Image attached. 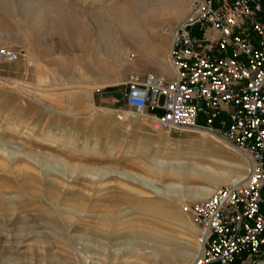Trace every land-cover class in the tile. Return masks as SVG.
I'll list each match as a JSON object with an SVG mask.
<instances>
[{
  "label": "rangeland",
  "instance_id": "rangeland-1",
  "mask_svg": "<svg viewBox=\"0 0 264 264\" xmlns=\"http://www.w3.org/2000/svg\"><path fill=\"white\" fill-rule=\"evenodd\" d=\"M189 8L188 0H0V48L16 55L0 62V264L193 259L196 228L183 206L211 193L199 198V187L245 174L247 160L205 133L154 130L150 113L125 99L131 73H172L171 31ZM109 20L114 37L140 34L112 48L102 33ZM180 163L196 170L191 179L164 176ZM131 226L152 235L141 246L114 240ZM167 251L175 254L165 260Z\"/></svg>",
  "mask_w": 264,
  "mask_h": 264
},
{
  "label": "built area",
  "instance_id": "built-area-1",
  "mask_svg": "<svg viewBox=\"0 0 264 264\" xmlns=\"http://www.w3.org/2000/svg\"><path fill=\"white\" fill-rule=\"evenodd\" d=\"M188 1L171 31L172 78L131 73L126 103L149 112L154 130L205 133L244 156V178L183 206L196 228L188 264H256L264 260V0ZM15 57L0 48V62Z\"/></svg>",
  "mask_w": 264,
  "mask_h": 264
},
{
  "label": "bare ground",
  "instance_id": "bare-ground-1",
  "mask_svg": "<svg viewBox=\"0 0 264 264\" xmlns=\"http://www.w3.org/2000/svg\"><path fill=\"white\" fill-rule=\"evenodd\" d=\"M180 6L179 5H177V8H176V10H180V8H179ZM178 16V15H177ZM117 18H120L121 20H120V22H124V23H129V24H131L132 25V21H133V18H132V16H128V15H121V16H118ZM107 20V19H106ZM114 21H115V19H114ZM107 22V21H106ZM123 23V24H124ZM135 27V26H134ZM133 28V27H132ZM141 28V27H140ZM129 30V29H128ZM132 30V29H131ZM39 31V30H38ZM120 30L119 29H116L115 28V26H114V24H113V21L111 20H109V22H108V24L106 23V30H104V29H102V33H103V35L104 36H107L108 37V40H107V43L110 45V47H112V48H118L119 47V40L117 39V37H120V38H124V39H126V38H129V32H125V33H123V34H119L118 36L116 35L115 37H114V33H118ZM140 34V31H138L137 29H135V32H134V34H131L130 35V37H132V35H136V36H138ZM110 38V39H109ZM133 38V37H132ZM109 41H110V43H109ZM101 63V62H100ZM107 65H109V64H107ZM109 67H110V65H109ZM106 71V70H105ZM181 164V163H180ZM179 164V165H180ZM191 168H193V167H191ZM186 169V170H185ZM188 167H186L185 165H180V166H176V167H174V169H172V172H165L164 171V176L165 177H175V178H180L181 180H183V181H188L189 179H191V176H193V175H191V172H194V171H196V170H192V171H188ZM235 171H237V169H233L231 172H234L235 173ZM195 173V172H194ZM196 174H198V173H196ZM246 175V172H245V174H240V175H238L237 176V178H244V176ZM195 176V175H194ZM212 176V175H211ZM200 177H201V175H200ZM213 177V178H212ZM211 178H210V180H212V182L213 183H215V184H218V183H220V182H222V180H224L225 178H226V175L225 174H222V175H215V176H212ZM208 178V177H207ZM235 178V177H234ZM233 179V178H232ZM231 180V179H230ZM170 186L171 185H166L165 186V188H170ZM198 192H201L202 193V195L201 196H198L199 198H202L203 197V195L204 194H206V193H212L213 191H212V189H210L209 187H207V186H201V187H199L198 188V190H197ZM210 193V194H211ZM109 221H110V219H108ZM147 222V221H146ZM148 222H150V221H148ZM151 224V223H150ZM112 226L114 225L113 223L111 224ZM152 225V224H151ZM133 229H134V226H131ZM144 227H146V226H144ZM149 227V226H148ZM150 228V227H149ZM153 229V228H152ZM150 235H152V234H149V233H146V232H143V231H137V230H130L129 229V231L128 232H125V234H122V235H117V236H115L114 237V240H117V239H119V238H121L122 236H124V237H135L137 240L135 241V242H137L138 243V245H142V243H141V241H143V239H148V238H150L151 236ZM154 235V234H153ZM161 241H163L164 239H160ZM138 247V246H137ZM142 248H143V246H142ZM136 250V249H135ZM127 251V250H126ZM135 253H137L138 255H141V256H143L144 255V253H143V250L142 249H140V250H138V252L137 251H135ZM162 254V256L164 257V259L166 260V259H170L171 257H172V255L173 254H175V253H173V252H161ZM159 254H160V252H159ZM160 255V256H161ZM131 257V256H130ZM162 257V258H163Z\"/></svg>",
  "mask_w": 264,
  "mask_h": 264
},
{
  "label": "crops",
  "instance_id": "crops-1",
  "mask_svg": "<svg viewBox=\"0 0 264 264\" xmlns=\"http://www.w3.org/2000/svg\"><path fill=\"white\" fill-rule=\"evenodd\" d=\"M164 75H166L168 78H172V75H173V74L170 73V74H168V75H167V74H164Z\"/></svg>",
  "mask_w": 264,
  "mask_h": 264
}]
</instances>
